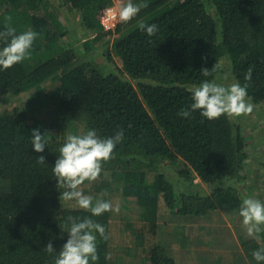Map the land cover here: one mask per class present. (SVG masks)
I'll use <instances>...</instances> for the list:
<instances>
[{
  "label": "trees",
  "instance_id": "trees-1",
  "mask_svg": "<svg viewBox=\"0 0 264 264\" xmlns=\"http://www.w3.org/2000/svg\"><path fill=\"white\" fill-rule=\"evenodd\" d=\"M112 5L113 0H0V31L10 17L18 32L38 33L30 57L0 69V96L32 92L23 110L0 115V264H54L45 246L51 242L61 249L68 239L67 217L91 216L61 198L63 187L52 166L66 137L52 134L41 119L51 105L59 126L77 129L81 124L85 132L95 128L100 136L124 130L125 138L97 178L111 173L122 187L107 184L92 197L112 202L119 191L136 197L141 218L154 234L161 199L171 213L187 220L221 209L235 216L241 200L264 181L259 170L251 187H241L250 179L245 168L253 149L245 128L230 115L213 120L198 111L189 119L178 116L191 103L193 86L216 81L226 59L233 80L247 84L250 101L264 105V0H149L136 17L105 31L99 17ZM141 23H156L159 31L149 38ZM114 34L118 71L82 60L80 46L90 54L98 41ZM249 67L252 79L245 81ZM204 68L208 77L201 73ZM57 82V89H45ZM37 128L48 133L43 153L32 149L30 136ZM163 165L180 168L177 181L160 172ZM144 170L157 172L150 191ZM113 217L114 209L91 216L108 233L107 240L98 235L96 264H109ZM261 246L264 235L244 245L249 264H256L251 251ZM145 257L142 264H178L161 244Z\"/></svg>",
  "mask_w": 264,
  "mask_h": 264
},
{
  "label": "rangeland",
  "instance_id": "rangeland-1",
  "mask_svg": "<svg viewBox=\"0 0 264 264\" xmlns=\"http://www.w3.org/2000/svg\"><path fill=\"white\" fill-rule=\"evenodd\" d=\"M122 2L123 0H113V5L117 4L121 7ZM76 19L79 20L80 18L77 16ZM74 25L71 27V33L76 31ZM117 37L116 34L104 37L93 46L90 54H85L83 46H80L79 54L83 57L82 60L99 65L106 72L118 71L119 62L112 52V44ZM109 53L112 54L114 60H110ZM230 71V63L226 59L221 64L216 82L225 85L235 83L230 76ZM58 86V82L52 83L45 89L48 91L55 90ZM31 96L32 92L20 96L12 94L0 96V115L14 108L23 110ZM252 105L253 110L250 113L230 115V119L235 125H241L245 128L246 135L250 137V147L253 149L245 168L246 174L251 175L248 182L245 183L246 185L241 184V187L244 188L252 186V178L257 177L259 170H264V105L258 106L253 103ZM54 110L55 107L51 105L41 115L46 128L52 134L66 137L69 133H74L75 130L78 134L85 132V128L81 124L77 126V129L66 124L59 126V120L56 118ZM179 169L173 165H163L160 172L177 181ZM141 173L142 179L145 180L150 191L151 185L157 180V172L144 170ZM99 179L95 180L99 181L93 186L81 187L85 195L92 196L107 184H111L114 188L122 187V182H116L117 180L112 177L111 173H106ZM181 181L185 191L184 180ZM254 186V193L250 192V196L254 195L256 198L264 200V181ZM207 192L211 193L212 191L207 189ZM67 203H71L75 207L78 206L75 201H67ZM112 203L114 217L111 220L110 229L109 264H142L143 258H146L145 256L155 244L165 246L178 264H249L245 256L244 245L253 238L248 236L238 211L235 212L236 215L234 216L228 210L221 209L187 220L185 216L171 213L164 200L161 199L158 228L154 234L150 230V225L141 218L142 209L136 197L127 196L126 198L125 194L119 191L113 196Z\"/></svg>",
  "mask_w": 264,
  "mask_h": 264
},
{
  "label": "clouds",
  "instance_id": "clouds-1",
  "mask_svg": "<svg viewBox=\"0 0 264 264\" xmlns=\"http://www.w3.org/2000/svg\"><path fill=\"white\" fill-rule=\"evenodd\" d=\"M149 0H123L119 9V19L129 21L136 17L142 9L148 7ZM111 15V10H109ZM5 29L0 31V69H9L30 57L31 49L38 33L27 29L17 31L11 24V18ZM120 24V23H119ZM141 31L149 38L159 31L156 23H141ZM204 77L210 75L208 68L201 70ZM253 68L249 67L244 75L245 81H251ZM253 105L247 94V84L240 82L225 85L215 80L204 79L191 89V103L178 111V116L189 119L194 112L209 120L221 115H241L250 113ZM48 133L40 129L31 132L32 149L43 153L47 145ZM125 138L121 128L114 135L100 136L98 130L89 128L83 134L69 133L59 148V156L52 166L58 186L65 190L61 193L64 201H75L76 204L91 213V216H101L113 210V203L102 197L94 198L85 195L80 186L85 181H95L103 171L104 162L111 159L117 145ZM40 163L45 157H38ZM238 215L249 237L259 240L264 235V200L248 196L241 200ZM89 217L79 218L68 216L66 220L68 239L57 251L49 242L45 250L53 255L54 264H96L99 261L98 235L108 239L105 226ZM256 264H264V246L251 251ZM107 258H110V254Z\"/></svg>",
  "mask_w": 264,
  "mask_h": 264
},
{
  "label": "built area",
  "instance_id": "built-area-1",
  "mask_svg": "<svg viewBox=\"0 0 264 264\" xmlns=\"http://www.w3.org/2000/svg\"><path fill=\"white\" fill-rule=\"evenodd\" d=\"M119 9L120 6L117 4L112 5L106 8L100 15L99 19L105 29V31H115L120 23L119 19ZM109 10H111V15L109 14Z\"/></svg>",
  "mask_w": 264,
  "mask_h": 264
}]
</instances>
